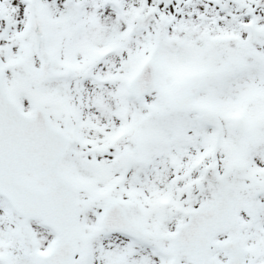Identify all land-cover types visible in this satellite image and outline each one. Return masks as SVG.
Returning <instances> with one entry per match:
<instances>
[{"label": "snow or ice", "instance_id": "1", "mask_svg": "<svg viewBox=\"0 0 264 264\" xmlns=\"http://www.w3.org/2000/svg\"><path fill=\"white\" fill-rule=\"evenodd\" d=\"M0 264H264V0H0Z\"/></svg>", "mask_w": 264, "mask_h": 264}]
</instances>
